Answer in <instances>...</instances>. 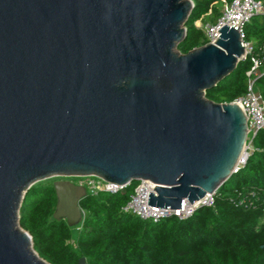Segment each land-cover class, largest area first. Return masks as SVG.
Instances as JSON below:
<instances>
[{"label": "water", "instance_id": "obj_1", "mask_svg": "<svg viewBox=\"0 0 264 264\" xmlns=\"http://www.w3.org/2000/svg\"><path fill=\"white\" fill-rule=\"evenodd\" d=\"M192 0H0V264H49L20 227L29 190L54 178V219L81 225L95 176L156 185L148 205L179 210L233 176L247 117L205 94L245 49L228 26L182 54ZM79 264H87L85 258Z\"/></svg>", "mask_w": 264, "mask_h": 264}, {"label": "trees", "instance_id": "obj_2", "mask_svg": "<svg viewBox=\"0 0 264 264\" xmlns=\"http://www.w3.org/2000/svg\"><path fill=\"white\" fill-rule=\"evenodd\" d=\"M194 10L186 25L182 54L209 44L203 29L214 26L231 0H192ZM264 3V0H258ZM244 41L253 46L263 66L256 88L264 97V16H255L244 28ZM252 58L205 97L230 104L247 93ZM247 165L222 185L214 207L198 210L186 220L171 218L154 223L125 213L139 181L116 194L87 191L80 207L83 223L75 228L54 219L57 196L54 182L34 185L20 211V227L28 232L36 253L49 264H264V131L253 140ZM78 184L77 178H72Z\"/></svg>", "mask_w": 264, "mask_h": 264}, {"label": "built area", "instance_id": "obj_3", "mask_svg": "<svg viewBox=\"0 0 264 264\" xmlns=\"http://www.w3.org/2000/svg\"><path fill=\"white\" fill-rule=\"evenodd\" d=\"M264 16V3L258 0H231L226 3L222 16L214 26H202L200 22L196 23L198 28L203 29L209 44H215L220 37V30L224 26L236 29L241 36L242 45L245 49V55L242 61L246 60L248 56L252 58V67L247 72L248 78L247 93L242 98L233 103L239 105L247 117L248 138L247 147L236 165L233 175L238 174L247 165L250 156L253 153V140L260 131H264V97L256 88V80L261 77V68L263 62L258 55H254L253 46L244 41V28L253 17ZM78 185L84 187L86 191L96 195L99 192H108L116 194L123 191L126 187L109 184L95 176L75 177ZM156 185L150 181H140V184L135 189L134 195L130 201L123 208V211L128 214L135 215L143 221H152L158 223L160 221L178 218L179 220H186L193 216L198 210L205 207H214L215 196L207 195L198 203L191 205L188 202H183L181 209H158L148 205L149 194H155Z\"/></svg>", "mask_w": 264, "mask_h": 264}, {"label": "flooded vegetation", "instance_id": "obj_4", "mask_svg": "<svg viewBox=\"0 0 264 264\" xmlns=\"http://www.w3.org/2000/svg\"><path fill=\"white\" fill-rule=\"evenodd\" d=\"M62 180H68V181H71V182H75L72 178H68V179H62ZM76 184V183H75Z\"/></svg>", "mask_w": 264, "mask_h": 264}, {"label": "rangeland", "instance_id": "obj_5", "mask_svg": "<svg viewBox=\"0 0 264 264\" xmlns=\"http://www.w3.org/2000/svg\"><path fill=\"white\" fill-rule=\"evenodd\" d=\"M54 179H55V178H54ZM50 181H53V179H50ZM45 182H47V181H45ZM83 221H84V216H83V219H82L81 224L83 223ZM263 222H264V220H263Z\"/></svg>", "mask_w": 264, "mask_h": 264}, {"label": "crops", "instance_id": "obj_6", "mask_svg": "<svg viewBox=\"0 0 264 264\" xmlns=\"http://www.w3.org/2000/svg\"><path fill=\"white\" fill-rule=\"evenodd\" d=\"M201 23V22H200Z\"/></svg>", "mask_w": 264, "mask_h": 264}]
</instances>
